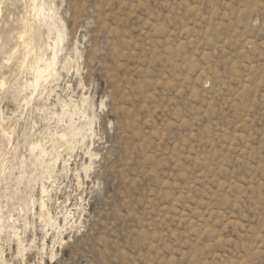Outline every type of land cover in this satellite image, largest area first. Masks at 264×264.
Masks as SVG:
<instances>
[{
  "label": "rangeland",
  "instance_id": "rangeland-1",
  "mask_svg": "<svg viewBox=\"0 0 264 264\" xmlns=\"http://www.w3.org/2000/svg\"><path fill=\"white\" fill-rule=\"evenodd\" d=\"M0 83V264H264V0H0Z\"/></svg>",
  "mask_w": 264,
  "mask_h": 264
},
{
  "label": "bare ground",
  "instance_id": "bare-ground-1",
  "mask_svg": "<svg viewBox=\"0 0 264 264\" xmlns=\"http://www.w3.org/2000/svg\"><path fill=\"white\" fill-rule=\"evenodd\" d=\"M30 1V0H29ZM35 2V1H34ZM45 2V1H44ZM43 2V3H44ZM32 3H33V0H32ZM45 4V3H44ZM30 5V4H29ZM27 7V6H26ZM45 7V6H44ZM44 7H42V5L39 3L38 4V2H37V5H34L33 6V11L35 12V16H36V19H37V21L39 22V23H42V24H44V25H46V29H47V32H48V35H54L55 36V39L54 40H52L51 41V43H49L47 46H48V48H49V51H50V57H48V58H46L44 61L43 60H41L40 58L38 59V60H33L32 61V63H31V65H29L30 66V69H31V73H32V82L31 83H29L27 86H29L30 87V89H32L33 90V92H35L42 84L43 85H45V82H47L48 80H50V79H54V78H56L57 77V75H58V73H57V69H56V65L58 64L57 63V60H58V53H59V46H62L61 45V43H62V39H64V37H63V32H62V29L59 27V26H57L58 25V23H57V25H56V23L54 22V20L56 19V18H54V17H52L49 13H46V10H44L43 8ZM30 8V7H29ZM52 8V7H51ZM50 8V9H51ZM49 9V8H48ZM50 9H49V11H50ZM48 11V12H49ZM28 15V14H27ZM34 15V14H33ZM54 18V19H53ZM27 20V19H26ZM57 20V19H56ZM23 23H21L22 24V28H23V33L22 34H19L18 36H17V40H15V43H16V46L18 45V46H21V47H23V49H24V51H25V53H24V57L25 58H27V56L29 57L30 56V54H32V51H33V49H35L34 48V45H35V33H33L35 30H37V29H39L38 27H37V29L35 28V30H33V28L29 25V23H27V22H24V20L22 21ZM32 23V22H31ZM59 23H61L60 21H59ZM32 25V24H31ZM63 25V24H62ZM64 27V26H63ZM64 29H65V27H64ZM14 39V38H13ZM49 40H51V39H49ZM14 48V47H13ZM22 49V48H21ZM62 49V48H61ZM13 50H15V49H13ZM11 51V56L10 57H13L14 58V56H15V51ZM37 50V49H36ZM45 50V49H44ZM21 53H22V51H21ZM21 53H18L19 54V56H20V54ZM42 54H43V52H41ZM40 53V54H41ZM61 53V52H60ZM39 54V55H40ZM33 55V54H32ZM31 55V56H32ZM9 56H8V59H9ZM18 56V55H17ZM30 56V57H31ZM45 56V55H44ZM24 57H23V63H21V66L25 69V67H26V65H27V60L25 59L24 60ZM13 58L11 59V60H13ZM19 58V57H18ZM16 59V58H15ZM32 59H33V57H32ZM30 60V59H29ZM66 60V59H65ZM68 61V60H67ZM28 64H29V61H28ZM18 66V65H17ZM28 66V65H27ZM21 67V68H22ZM28 69V68H27ZM53 81V80H52ZM49 82V81H48ZM28 83V82H27ZM1 84V83H0ZM4 84V83H3ZM25 86V85H24ZM3 87V86H2ZM26 89V88H25ZM31 90V91H32ZM37 92H38V90H37ZM31 95V94H30ZM30 97V96H29ZM32 101V100H31ZM26 104H28V103H26ZM66 107V106H65ZM64 107V108H65ZM67 108V107H66ZM73 108V107H72ZM70 109V108H69ZM76 109H77V107H76ZM65 110V109H64ZM64 110H62V111H64ZM67 111V110H66ZM70 111V110H69ZM71 111H74V109L72 110L71 109ZM68 112V111H67ZM77 112H78V110H77ZM60 113H61V111H60ZM63 113V112H62ZM74 113V112H73ZM76 113V112H75ZM66 114V113H65ZM70 114V113H69ZM53 115V114H52ZM57 115V114H56ZM68 115V114H67ZM73 115V114H72ZM79 115H81V114H79ZM83 115H85V114H83ZM61 116V115H60ZM62 116H64V115H62ZM66 116V115H65ZM71 116V115H70ZM78 116V115H77ZM57 117V116H56ZM87 117V116H86ZM74 118V117H73ZM63 119V118H62ZM71 119H72V116H71ZM71 119H70V121H71ZM81 119V118H80ZM56 120V119H55ZM68 120V119H67ZM83 120H85V119H83ZM87 120V119H86ZM84 121V122H87V121ZM57 121V120H56ZM73 121V120H72ZM75 121V120H74ZM82 121V120H81ZM81 121H79V122H81ZM89 121V123H90V120H88ZM54 122V121H53ZM79 122H76L77 124L79 123ZM83 122V121H82ZM57 123H58V121H57ZM68 123V122H67ZM73 123V122H72ZM71 123V124H72ZM61 124V123H60ZM64 124V123H63ZM73 124H75V123H73ZM80 124V123H79ZM85 124H88V123H85ZM91 124V123H90ZM59 125V124H58ZM62 125V124H61ZM68 125V124H67ZM67 125H66V127H67ZM76 125V124H75ZM83 125V124H82ZM89 125V124H88ZM64 126H65V124H64ZM72 126V125H71ZM70 128V127H69ZM84 128V127H83ZM82 128V129H83ZM62 129H65V128H62ZM67 129V128H66ZM72 129V128H71ZM81 129V128H80ZM80 129H76L75 131H73L72 133L74 134V135H76V133L77 132H79L80 131ZM81 129V130H82ZM87 129V128H86ZM88 129H89V127H88ZM91 129V128H90ZM90 129H89V131H90ZM85 130V129H84ZM83 130V131H84ZM65 131V130H64ZM57 132V131H56ZM69 133H70V131H68ZM91 132V131H90ZM52 134V133H51ZM54 134H56V133H54ZM65 134H66V132H65ZM68 134V133H67ZM87 134V133H86ZM89 134V133H88ZM69 135V134H68ZM54 136V135H53ZM57 136H58V134H57ZM73 136V135H72ZM84 136V135H83ZM90 136V135H89ZM52 137V136H51ZM51 137H49L50 139H51ZM70 137H71V135H70ZM69 137V138H70ZM80 137V136H79ZM54 138V137H53ZM52 138V139H53ZM68 138V137H67ZM66 138V139H67ZM68 138V139H69ZM88 138V137H87ZM91 138V137H90ZM89 138V139H90ZM52 139L51 140H49V141H52ZM59 140H60V142L61 143H63L65 146H68V148H70L71 149V147H73L71 144H72V142H69L68 141V139L66 140L65 139V135L63 134H61V137H59L58 138ZM58 139H57V141H58ZM75 139V138H74ZM77 139V138H76ZM79 139V138H78ZM83 139L85 140V137H83ZM54 140V139H53ZM72 141H73V139H71ZM82 140V139H81ZM91 140V139H90ZM56 141V142H57ZM85 141H88V139L87 140H85ZM43 142V141H42ZM55 142V143H56ZM84 142V141H83ZM41 143V142H40ZM85 144H86V142H84ZM35 144L36 143H34V147H35ZM51 144H53V141H52V143ZM58 144H60L59 142H58ZM62 144V145H63ZM75 144H76V142H75ZM80 144V143H79ZM83 144V143H82ZM81 144V145H82ZM32 145V144H31ZM30 145V146H31ZM37 145V144H36ZM43 146H45L46 147V145H44V144H42ZM56 145V144H55ZM61 145V146H62ZM74 145V144H73ZM77 145H78V143H77ZM76 145V146H77ZM52 146H54V145H52ZM57 146H59V145H57ZM84 146V145H83ZM56 147V146H55ZM54 147V148H55ZM37 148V147H36ZM52 148V147H51ZM57 148V147H56ZM61 148H63V146L61 147ZM31 149V148H30ZM34 149V148H33ZM40 149V153L43 155V156H45L46 154H45V152L41 149V148H39ZM53 149V148H52ZM74 149V148H73ZM45 150H47V149H45ZM48 150L50 151V148L48 147ZM47 150V151H48ZM55 150V149H54ZM30 151V150H29ZM49 151H48V153L47 154H49ZM57 151V150H56ZM59 151L60 150H58L56 153H59ZM70 151V150H69ZM34 152H35V150H34ZM34 152H33V155H34ZM37 152V151H36ZM54 152V151H53ZM53 152H51V153H53ZM89 152V151H88ZM39 153V154H40ZM55 153V152H54ZM30 155H31V153H30ZM33 155L32 156H30V157H33ZM89 155H90V153H89ZM49 156H51V155H49ZM54 156H55V154H54ZM60 156V155H59ZM35 157V156H34ZM36 157H38V155L36 156ZM35 157V158H36ZM42 157V156H41ZM47 157V156H46ZM52 157V156H51ZM57 157V156H56ZM39 158V157H38ZM41 159V158H40ZM43 159V158H42ZM47 159V158H46ZM59 159V158H58ZM50 160V159H49ZM53 159L51 158V160L50 161H52ZM43 161H45V158H44V160ZM43 161H41V160H39V159H36L35 160V163H37L38 165H43ZM33 162H34V160H33ZM46 162V161H45ZM44 162V163H45ZM49 162V161H48ZM57 162V158L56 159H54V164ZM65 163V162H64ZM52 164V163H51ZM66 164V163H65ZM32 165H34L33 163H32ZM36 165V164H35ZM36 166V167H40V166ZM53 165V164H52ZM50 166V165H49ZM54 166V165H53ZM52 166V167H53ZM33 167H35V166H33ZM35 167V168H36ZM43 167V166H42ZM44 168H45V166H44ZM43 168V169H44ZM54 168V167H53ZM48 169V168H47ZM46 169V170H47ZM37 170V169H36ZM54 170H56V169H54ZM37 171H39L38 173H40L41 171L39 170V168H38V170ZM48 171V170H47ZM50 171H52L51 169H50ZM44 172V171H43ZM43 172H41L42 174H43ZM37 173V174H38ZM50 173V172H49ZM44 175V174H43ZM50 175V174H49ZM48 175V176H49ZM53 174H51V176H52ZM36 176V175H35ZM38 176H40V175H38ZM38 176H37V178H38ZM39 179V178H38ZM41 179H39V181H40ZM42 181V180H41ZM43 183V182H42ZM44 184H42V186H41V193H42V196L43 195H45V194H47V191H46V189H45V187L43 186ZM48 195H46V196H44V197H47ZM45 201V200H44ZM44 201L41 199V201H40V211H43L46 207H45V203H44ZM46 212V211H45ZM42 213V212H41ZM46 214V213H45ZM42 216V215H41ZM47 217V216H46ZM48 217H50V216H48ZM45 218V217H44ZM48 219V218H47ZM52 219V218H51ZM45 220V219H44ZM44 220L42 219V221L44 222ZM50 220V219H49ZM47 221V220H46ZM52 221V220H51ZM48 222V221H47ZM53 223H55V222H53ZM51 226V225H50ZM49 226V227H50ZM54 227V226H53ZM20 239V238H19ZM21 241V240H20ZM18 244H20V242L18 241ZM22 247H23V245H22ZM22 250V249H21ZM1 262V261H0Z\"/></svg>",
  "mask_w": 264,
  "mask_h": 264
}]
</instances>
